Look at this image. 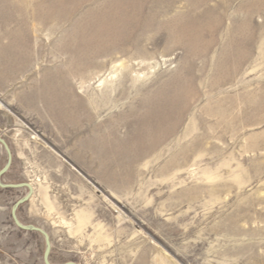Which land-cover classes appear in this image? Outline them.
<instances>
[{
	"label": "rangeland",
	"instance_id": "374dc122",
	"mask_svg": "<svg viewBox=\"0 0 264 264\" xmlns=\"http://www.w3.org/2000/svg\"><path fill=\"white\" fill-rule=\"evenodd\" d=\"M166 1L92 56L93 0H0L2 182L51 264H264V0ZM28 192L0 264H44Z\"/></svg>",
	"mask_w": 264,
	"mask_h": 264
},
{
	"label": "bare ground",
	"instance_id": "6f19581e",
	"mask_svg": "<svg viewBox=\"0 0 264 264\" xmlns=\"http://www.w3.org/2000/svg\"><path fill=\"white\" fill-rule=\"evenodd\" d=\"M118 1V2H116ZM151 0H105L104 2L102 1L101 4L97 1V0H93V8L88 12V16L89 18L91 17V21L89 22H92L91 24H89L88 26H83V27H79L77 29V31L80 33H85V34H88L87 37H82V40L85 41V45H86V48L88 50V53L92 54L93 55H96L95 51L94 50H89V45H91L92 43L96 42V40H100V39H104V37H109L110 35V32H113L112 30L114 28H116L117 26L119 25H123L124 26V23L127 21L125 18L128 17V16H139L140 15V9L143 6H147V4L150 2ZM157 1V3L159 4L160 1L162 2V0H155ZM165 0H163L164 2ZM208 0H196V2L194 4H201V3H204L206 2L207 3ZM86 2V1H85ZM172 2H175V0H167L165 3H169V4H172ZM59 3V2H58ZM59 5V4H58ZM83 5V4H82ZM168 5V4H167ZM192 5V3L190 4ZM201 5H204V4H201ZM218 5V4H217ZM156 6V5H155ZM169 6V5H168ZM149 7V6H148ZM154 7V6H153ZM160 7V6H159ZM162 7V6H161ZM164 7V5H163ZM162 7V8H163ZM204 7V6H203ZM148 9L151 10V8L149 7ZM167 9V8H166ZM153 10V8H152ZM142 11V10H141ZM155 11V10H154ZM161 11V10H159ZM209 11V10H208ZM61 12V11H60ZM195 12H196V9H195ZM212 12V11H211ZM210 12V13H211ZM217 12V11H216ZM142 13V12H141ZM144 13V12H143ZM161 13V12H160ZM197 13V12H196ZM195 13V14H196ZM206 13H209V12H206ZM162 14V13H161ZM190 14V12H189ZM194 14V15H195ZM199 14V13H198ZM197 14V16H198ZM213 14V13H212ZM193 15V18H195ZM207 15V14H206ZM87 16V17H88ZM143 16V15H142ZM201 16V15H199ZM155 17V16H154ZM204 17V15H203ZM60 18V17H59ZM58 18V19H59ZM63 18V17H62ZM136 18V17H135ZM141 18V17H140ZM143 18V17H142ZM153 18V17H152ZM201 18V17H200ZM61 19V18H60ZM123 19H125V22L123 21ZM203 19V18H202ZM206 19V18H205ZM89 20V19H88ZM143 20V19H142ZM179 20V18H178ZM184 20V19H182ZM188 20V19H187ZM135 21V19H134ZM181 21V20H180ZM193 21H196L193 19ZM200 21V20H199ZM197 20V22H199ZM151 22V21H150ZM175 22V21H174ZM206 22V21H205ZM46 23V22H45ZM128 23V22H127ZM126 23V24H127ZM148 23V22H147ZM200 23V22H199ZM208 23V22H207ZM87 24V23H86ZM125 24V25H126ZM190 24V23H189ZM195 24V23H194ZM203 24V23H202ZM152 25V24H151ZM166 25V24H165ZM170 25V24H169ZM173 25V23H172ZM177 25V24H176ZM188 25V24H187ZM76 26V25H75ZM78 26V25H77ZM168 26V25H167ZM198 26V25H197ZM185 28V27H184ZM123 30V29H122ZM179 31V30H178ZM192 32V31H191ZM200 32V31H199ZM204 32V31H203ZM136 33V32H135ZM183 33V32H182ZM214 34V33H213ZM82 36V35H81ZM85 36V35H84ZM128 37V36H127ZM121 38V37H120ZM198 38V37H197ZM195 37V39H197ZM77 39V38H75ZM193 41H195L193 39ZM81 42V41H80ZM83 42V41H82ZM81 42V44H82ZM101 42V41H100ZM182 42V41H181ZM84 43V42H83ZM82 46H84L82 44ZM100 47V46H99ZM95 48V47H94ZM67 49V48H66ZM83 52V50H82ZM99 52V51H98ZM73 53V58H75L76 60L78 58H80V52L79 50H75L72 52ZM87 53V52H86ZM83 54L85 53H82V56ZM88 54V55H89ZM60 56V55H59ZM72 57V56H71ZM70 57V58H71ZM84 57H87V56H84ZM91 57V55H89L87 58ZM100 57V56H99ZM201 58V57H200ZM74 59V60H75ZM86 62L88 61L85 60ZM78 62V60H77ZM82 62V61H81ZM91 62V61H90ZM71 63V62H70ZM79 64V62H78ZM79 68V67H77ZM74 69V68H73ZM83 72V71H82ZM80 73V72H79ZM82 74V73H81ZM84 79V78H83ZM113 77L110 79V83H113ZM181 81V80H180ZM100 82V81H99ZM109 83L108 82V79H106L105 81L102 82L103 83ZM119 82V81H118ZM117 83V81H116ZM123 83V81H122ZM182 88V87H181ZM182 92V91H181ZM178 93V92H177ZM181 100V99H180ZM186 101V100H185ZM182 105V104H181ZM178 107V106H177ZM31 186L33 187V190H35V185L32 183ZM34 194V193H33Z\"/></svg>",
	"mask_w": 264,
	"mask_h": 264
},
{
	"label": "water",
	"instance_id": "95a60500",
	"mask_svg": "<svg viewBox=\"0 0 264 264\" xmlns=\"http://www.w3.org/2000/svg\"><path fill=\"white\" fill-rule=\"evenodd\" d=\"M0 145L5 149L7 156H8V162L7 165L4 167V169L0 172V187H2L3 189H27L28 195L26 197H24L23 199H21L20 201H18L13 209H12V218L14 220L15 225L23 231H27V232H35L38 233L40 235H42L45 238V242H46V251L44 254V264H51L50 261V254L52 251V244H51V238L48 235V233L38 227H34V226H25L23 225L17 216V212L20 208L21 205L25 204L26 202H28L31 197L33 196L34 190L33 187L31 186L30 183H21V184H4L2 182V178L3 176L11 169L12 164H13V154L11 152V149L9 147V145L7 144V142L0 136ZM68 264H75V263H68Z\"/></svg>",
	"mask_w": 264,
	"mask_h": 264
}]
</instances>
